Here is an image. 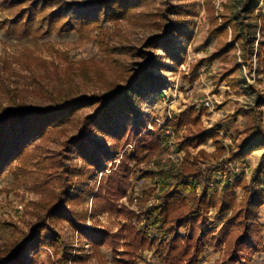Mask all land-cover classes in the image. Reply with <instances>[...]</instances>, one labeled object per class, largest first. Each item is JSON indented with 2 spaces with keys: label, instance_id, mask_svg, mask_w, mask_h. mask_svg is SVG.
Instances as JSON below:
<instances>
[{
  "label": "rangeland",
  "instance_id": "374dc122",
  "mask_svg": "<svg viewBox=\"0 0 264 264\" xmlns=\"http://www.w3.org/2000/svg\"><path fill=\"white\" fill-rule=\"evenodd\" d=\"M34 1L45 6L41 16L60 11L82 19L98 17L106 0H29L26 6ZM244 1L107 0L119 7L114 11L119 16H101L99 27L66 32L58 28L48 35L19 37L10 26L22 7L13 5L15 0H0V113L22 107L47 110L69 98L112 96L118 91L130 106L99 128L89 118L101 103L86 104L64 124L32 139L22 157L5 165L0 173L2 248H11L48 208L61 202L66 213L57 211L47 219L61 240L37 248L40 264H160L154 249L136 247L131 228L142 225L122 212L127 208L141 215L144 193L156 194L159 185L157 190L150 178L134 179L126 195L119 197L109 177L122 155L134 152L138 134L153 130L155 124L164 126L194 107L199 120L173 131L164 159L173 155L170 160L182 164L187 157L197 168L212 167L215 181L229 178L231 184L243 178L248 185L253 170H261L256 201L249 210L244 208L241 185L230 192L236 200L230 211L223 212L226 200L218 194L206 212L209 236L199 264H264V141L241 147L255 128H264V117L259 120L264 106L257 104L258 93L264 96V83L258 82L256 59L251 70L228 25ZM260 10L264 11V0H259L257 14ZM229 45L233 47L225 51ZM138 73L132 90L127 89ZM115 102L111 99L112 106ZM216 126L222 127L219 140L224 151L213 140L198 147L181 146ZM155 159H143L140 169L153 170ZM92 230H105L111 237L94 247ZM245 238L253 250L243 248ZM35 251L31 246L25 250V264ZM233 254L237 263L231 261Z\"/></svg>",
  "mask_w": 264,
  "mask_h": 264
},
{
  "label": "trees",
  "instance_id": "16d2710c",
  "mask_svg": "<svg viewBox=\"0 0 264 264\" xmlns=\"http://www.w3.org/2000/svg\"><path fill=\"white\" fill-rule=\"evenodd\" d=\"M28 2L29 0H15L13 3V5L22 7L21 12L11 21L10 26L15 33L21 34L19 37L41 32H43L42 35H48L58 28L60 32H66L71 29L81 30L85 26L99 27L97 23L101 16L105 19L113 18L114 15L119 16L115 14L116 12L114 13L119 7L116 8L107 0L100 5L98 17L82 19L68 18L60 11L41 16L45 12V6L35 1L26 6ZM118 3L122 5V2ZM258 5L259 0H245L242 9L231 16V22H228V25L232 24L234 44L240 43L244 51L243 59L251 70L254 69L253 59H256L258 82L264 83V11L260 10L257 14ZM232 47L233 45L227 46L225 51ZM138 75L139 73L132 76L127 89L132 90L131 86L139 79ZM254 89L260 92L257 87ZM123 97V93L118 91L112 96L69 98L47 110L28 107L11 111L4 110L0 113V173L6 164L26 153L32 139L44 136L51 127L64 124L73 113L86 104L101 103V107L94 116L89 118L93 126L101 128L119 111L130 108ZM111 99L116 101L113 106ZM257 104L259 108L264 106V96L261 93H258ZM196 114V108L190 107L179 115H174L164 126L155 124L153 130L138 134L134 152L126 151L122 155L117 171L109 177V185L111 184L113 192L119 197L126 195L134 179L142 181L150 178L157 190L159 185V191L156 194L154 193L156 190L144 193L140 201L142 203L140 205L141 215L138 216L127 208H123L122 212L126 219L136 220L139 225H142L141 228L137 226L131 228L136 247L141 250L154 249L160 264H199L209 236V231L204 226L207 221L205 215L209 209L214 207V200L218 194L226 200L223 212L227 213L232 209V203H236L235 197L230 194L233 188L242 185L245 191L243 204L246 210H249L256 201L258 193L261 176L259 168L253 170L248 185L244 183L243 178L231 184L228 177V180L224 182L215 181L212 167L197 168V163L191 162L187 157L182 164L163 158L172 143V135L167 133L166 128L171 127L176 132L192 119L198 121L199 117ZM263 117L264 112H260L259 120L262 121ZM221 131L222 127L216 126L210 131L187 138L181 146L198 147L208 140H213L218 150L224 151V142L219 140ZM256 140L264 141L262 126L255 128L252 134L241 143V147H248ZM181 150L178 148L177 152ZM153 156H156L154 169L151 171L140 169L143 159ZM132 162H136L134 167L131 166ZM214 185H217V188ZM152 198L156 199V203L149 204ZM65 210L61 202L48 208L44 216L38 218L30 233L24 234L11 248L0 246V264H25L23 255L29 246L36 250V254L37 248L55 241L59 242L61 237L53 234L47 219L53 213ZM89 236L93 238L90 243L94 247L104 245L111 237L110 233L105 230H92ZM242 243L244 249L253 250L248 239L245 238ZM35 254L28 264H40L38 254L36 256ZM231 261L237 263L239 259L233 254Z\"/></svg>",
  "mask_w": 264,
  "mask_h": 264
},
{
  "label": "built area",
  "instance_id": "2783aa9c",
  "mask_svg": "<svg viewBox=\"0 0 264 264\" xmlns=\"http://www.w3.org/2000/svg\"><path fill=\"white\" fill-rule=\"evenodd\" d=\"M166 131H167V133L168 134H171V135H173L174 134V132H173V130H172V128L171 127H167L166 128ZM170 159H173V155H170V157H169Z\"/></svg>",
  "mask_w": 264,
  "mask_h": 264
}]
</instances>
